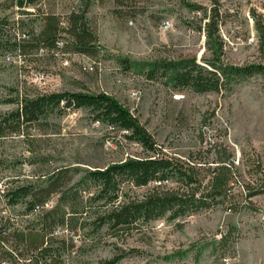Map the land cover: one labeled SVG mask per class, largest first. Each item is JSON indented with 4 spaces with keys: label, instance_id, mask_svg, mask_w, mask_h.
Masks as SVG:
<instances>
[{
    "label": "rangeland",
    "instance_id": "374dc122",
    "mask_svg": "<svg viewBox=\"0 0 264 264\" xmlns=\"http://www.w3.org/2000/svg\"><path fill=\"white\" fill-rule=\"evenodd\" d=\"M186 1L197 7L191 9ZM81 3L40 0L26 8L32 15L22 14L16 5L1 8L0 25L6 17L5 29L22 34L28 28L19 20H32L38 31L41 13L53 12L65 20ZM213 9L221 15V62L240 68L264 66V0H92L87 19L100 47L96 57L63 49H31L25 56L0 50V113L17 107L11 98L84 86L117 97L169 156L193 157L196 162L204 158L216 165L212 161L223 153L206 151L215 142L235 153L232 192L224 203L176 219L154 220L125 239L112 237L108 226L98 232L86 226L76 233L58 227L54 264H99L117 254L124 257L116 264H264V75L253 73L231 89L197 92L175 87L160 72L153 79L147 74L149 63L165 59L194 57L206 66L215 60L205 31ZM39 72L46 75L45 85L36 81ZM133 91L139 92L138 100ZM27 132L29 137L0 140V218L21 228L36 222L40 213L27 211L26 201L8 205L3 189L45 180L58 167L78 169L74 184L87 170L146 155L139 143L125 137L127 131L96 120L87 108L51 114L41 127ZM247 187L258 193L248 197ZM126 190L142 197L148 187L126 185ZM58 197L53 196L46 209ZM226 232L227 241L220 243ZM34 254L21 247L16 256L19 264H36Z\"/></svg>",
    "mask_w": 264,
    "mask_h": 264
},
{
    "label": "trees",
    "instance_id": "16d2710c",
    "mask_svg": "<svg viewBox=\"0 0 264 264\" xmlns=\"http://www.w3.org/2000/svg\"><path fill=\"white\" fill-rule=\"evenodd\" d=\"M38 1L4 0L0 2V9H10L16 5L22 14L32 15L33 12L26 8L36 5ZM91 5L92 0H82L79 9L72 11L65 20L53 12L41 13L42 25L38 31L32 26V20H19L22 27L28 28L26 38H18L17 33L11 34L6 30L8 20L4 17L0 25V50L18 51L19 55L25 56L31 49L57 50L58 42L63 41L62 49L65 52L96 57L100 47L87 19ZM186 5L191 9L197 7L189 1H186ZM220 16L218 10H210L205 26L206 37L213 43L215 60H208V66L194 57L156 61L148 64V78L153 79L160 72L175 87H191L197 92H206L231 89L233 84L253 73L264 75L263 65L240 68L221 62L222 45L218 35ZM122 62L127 64V60ZM82 89L42 92L9 99L17 107L0 113V140L18 134L29 137L28 128L41 127L51 114L87 108L96 120L127 131L125 137L139 143L146 155L112 163L105 168L87 170L74 184L72 181L78 169L58 167L45 180L39 178L35 182L28 181L8 188L4 195L7 204L17 205L26 201L30 213L37 206H45L53 196L59 197L53 207L43 208L36 222L25 228L0 218V262L19 264L17 256L22 247L36 252L32 256L36 264H54V256L59 251L58 247L53 246L58 227L67 226L76 233L86 226H91L92 232L108 226L112 237L125 239L154 220L164 217L176 219L215 207L224 203L232 192L236 159L230 147L223 143H210L211 149L206 151L215 149L217 155L223 153L224 156L214 158L212 162L216 165L209 164L211 162L204 158L196 162L192 160L193 157L182 160L169 156L163 153L156 137L139 117L117 97L104 92H90L84 86ZM202 171H206L204 176ZM126 185L148 187V190L140 197L130 194ZM248 189V197L258 193L252 191L253 187ZM94 203L98 204L94 207ZM227 239L226 232L220 243ZM123 257L124 254H117L99 264H116Z\"/></svg>",
    "mask_w": 264,
    "mask_h": 264
},
{
    "label": "built area",
    "instance_id": "2783aa9c",
    "mask_svg": "<svg viewBox=\"0 0 264 264\" xmlns=\"http://www.w3.org/2000/svg\"><path fill=\"white\" fill-rule=\"evenodd\" d=\"M26 38V37H28L27 36V34H26V32H24V33H22V34H18V38ZM64 47V42L63 41H60V42H58V51L59 50H62V48ZM42 50H46V49H42ZM48 51V50H47ZM86 70H88V69H92V67L91 66H85L84 67ZM36 81L39 83V84H41V85H45L47 82V78H46V75L43 73V72H39L38 74H36ZM46 92V91H45ZM47 92H49V91H47ZM38 93H42V92H38ZM37 93V94H38ZM34 95H36V94H34ZM34 95H24V96H34ZM24 96H21V97H24ZM132 96H133V98L134 99H139L140 98V95H139V92L138 91H133V93H132ZM16 104V103H15ZM2 192H3V195H5L6 194V192H7V189H3L2 190ZM49 202H51V200H49L46 204H45V206H37L36 207V209L34 210V212H37V213H40L41 212V210L43 209V208H47L46 206H49ZM54 206V203L50 206V207H53ZM5 264H7V262H5Z\"/></svg>",
    "mask_w": 264,
    "mask_h": 264
}]
</instances>
